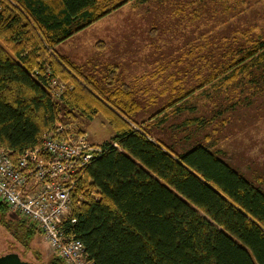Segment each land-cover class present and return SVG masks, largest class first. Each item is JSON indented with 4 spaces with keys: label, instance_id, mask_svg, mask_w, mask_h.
Segmentation results:
<instances>
[{
    "label": "trees",
    "instance_id": "obj_1",
    "mask_svg": "<svg viewBox=\"0 0 264 264\" xmlns=\"http://www.w3.org/2000/svg\"><path fill=\"white\" fill-rule=\"evenodd\" d=\"M127 1L0 0V39L11 45L0 44V148L17 156L58 123L76 126L78 116L102 115L112 135L98 143L99 155L76 179L65 221L90 264H264V191L225 161L211 135L176 151L133 119L139 107L126 86L106 94L55 52ZM240 49L207 59L210 72L193 88L174 80L179 91L149 119L162 115L163 121L165 109L184 112L200 90L221 95L247 84L259 90L264 37L249 38ZM53 79L65 82L58 95L49 88ZM213 116L186 118L182 125L202 127ZM7 210L0 201V221ZM27 220L20 216L17 229L5 225L25 250L40 233ZM48 264L65 263L55 255Z\"/></svg>",
    "mask_w": 264,
    "mask_h": 264
},
{
    "label": "rangeland",
    "instance_id": "obj_2",
    "mask_svg": "<svg viewBox=\"0 0 264 264\" xmlns=\"http://www.w3.org/2000/svg\"><path fill=\"white\" fill-rule=\"evenodd\" d=\"M255 36L264 37V0H129L54 50L81 74L93 77L106 94L126 86L139 107L133 110V119L143 122L153 136L172 143L176 151L189 148L195 139L203 142L209 133L225 161L264 191V83L255 88L259 90L247 84L221 95L211 88L203 94L200 90L189 98L184 112L165 109L163 121L162 115L149 119L179 91L174 80L195 87L210 72L207 59H222L229 49H243ZM0 44L11 48L1 39ZM236 98L239 102L233 104ZM197 116L213 117L202 127L182 125ZM73 121L94 143L112 135L102 115ZM19 217L8 209L5 222L0 221V254L16 252L33 264H48L56 254L41 233L36 232L25 250L6 229V224L17 229Z\"/></svg>",
    "mask_w": 264,
    "mask_h": 264
},
{
    "label": "built area",
    "instance_id": "obj_3",
    "mask_svg": "<svg viewBox=\"0 0 264 264\" xmlns=\"http://www.w3.org/2000/svg\"><path fill=\"white\" fill-rule=\"evenodd\" d=\"M49 88L58 95L65 84L53 79ZM100 151L99 144L73 123H58L17 156L0 148V201L36 222L45 242L65 264H90L83 244L67 232L65 221L76 179Z\"/></svg>",
    "mask_w": 264,
    "mask_h": 264
},
{
    "label": "water",
    "instance_id": "obj_4",
    "mask_svg": "<svg viewBox=\"0 0 264 264\" xmlns=\"http://www.w3.org/2000/svg\"><path fill=\"white\" fill-rule=\"evenodd\" d=\"M0 264H33L28 260L22 259L16 252H6L0 254Z\"/></svg>",
    "mask_w": 264,
    "mask_h": 264
}]
</instances>
